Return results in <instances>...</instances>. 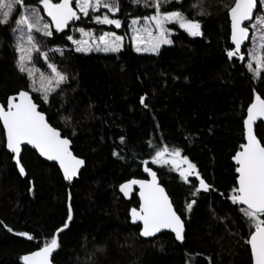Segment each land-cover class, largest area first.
I'll list each match as a JSON object with an SVG mask.
<instances>
[{"label": "trees", "instance_id": "1", "mask_svg": "<svg viewBox=\"0 0 264 264\" xmlns=\"http://www.w3.org/2000/svg\"><path fill=\"white\" fill-rule=\"evenodd\" d=\"M196 2L173 1L165 8L195 16L204 35L193 38L172 26V45L155 56L138 54L131 46L116 54L68 50L70 28L42 37L41 51H63L49 52V60L69 76L49 103L28 88V79L16 67L12 31L0 26V104L6 106L7 98L20 90L30 91L48 122L71 140L74 155L86 163L80 178L67 183L56 165L24 148L22 179L4 146L0 122V264H23L20 258L43 246L66 221L69 204L73 221L59 236L53 264H252L245 243L248 222L228 197L236 186L233 156L245 142L246 110L254 100L253 89L264 98V82L253 79L247 59L226 56L233 46L225 6L232 0H199L208 13L203 16L192 7ZM147 10L121 0L120 17H142ZM94 25L82 18L74 26L87 30ZM141 96H146L147 108L140 104ZM256 132L264 137V123ZM165 146L180 149L212 189L193 196L196 177L185 183L170 168L152 165L155 152ZM144 161L185 223L180 244L170 234L144 240L140 226L130 223L129 213L139 200L136 192L125 200L119 187L147 178ZM193 199L189 212L186 204ZM17 232L35 239L28 241Z\"/></svg>", "mask_w": 264, "mask_h": 264}, {"label": "snow or ice", "instance_id": "2", "mask_svg": "<svg viewBox=\"0 0 264 264\" xmlns=\"http://www.w3.org/2000/svg\"><path fill=\"white\" fill-rule=\"evenodd\" d=\"M130 2L135 6L154 9V14L133 18L129 25L132 32L131 40L138 53L159 54L162 45H171L173 41L169 37L172 33L168 25H178L179 29L193 38L204 35L202 23L195 16L189 17L179 9L168 10L164 7L172 4L173 0H130ZM175 2L181 3L182 0ZM38 5L39 8L29 5L27 0H0V26L18 33L14 43V51L17 54L16 67L19 73L28 79V88L32 92L40 93L39 99L49 103L52 93L66 84L69 76L49 60V52H59L63 55V51L49 49L48 52H41L42 41L36 34L50 38L55 33H64L71 23L81 20L82 17H88L98 25H114L119 29L122 27V21L113 17L121 11V0H38ZM192 7L200 16L208 14L203 10V4L199 0ZM225 7L230 18L231 45H234L226 51L227 58L229 60L236 58L240 61L246 59L242 54V48L251 38L250 24L251 29L258 30L260 35L257 47L247 53L246 67L254 80L264 82V0H232V3ZM101 9L106 10L105 14H96ZM41 10L49 18L48 20L40 14ZM108 13L112 16L110 17ZM141 20L144 24L136 27ZM75 31L83 36H92V33L83 27ZM67 40L72 42L75 46L74 51L78 53L87 54L92 51L119 53L123 47L124 37L114 31L105 32L99 36L94 46L89 40H76L72 35H67ZM37 56H42L47 63L49 74L46 75L36 67ZM253 92L254 100L247 107V115L243 120L246 142L240 145V150L233 156L236 164L235 172L238 174L236 186L231 189L228 198L248 222L250 233L245 243L250 246L252 264H264V142H262L264 137L258 138V133L254 131V125L259 127L264 123V98L255 89ZM140 104L145 108L148 107L146 96L140 97ZM0 122L6 137L4 146L13 154L21 176L26 175L22 164V151L29 145L37 150L40 156L58 162L66 181L71 183L78 176L85 161L73 155L70 149L71 140L63 137L61 132L48 122L30 91L20 90L7 98L6 106L0 104ZM120 140L121 143L125 142L123 136ZM113 155L119 154L114 152ZM151 162L171 165L179 171L185 183H189V177L195 175L199 185H193V196L201 192L207 193L212 189V185L201 177L197 166L187 156H181V150L178 148L170 151L165 146L157 150ZM143 163L144 171L151 180L132 179L120 185V191L125 196L129 195L134 185H139L140 205L139 209H131L132 222H142L143 227L139 233L142 237H154L162 230L168 229L175 234V239L182 243L185 240L184 221L174 209L165 188L161 186L157 173L147 166L148 161ZM70 199L71 195H69ZM194 204H196L195 199L187 203V211L190 212ZM72 221V207L69 204L66 221L56 229L50 240L38 247V250L23 255L20 258L23 264H53V253L61 247L59 236L70 228ZM2 223L0 221V224ZM7 231L13 232V229L8 227ZM15 235L25 237L28 241L35 239L28 232H17Z\"/></svg>", "mask_w": 264, "mask_h": 264}, {"label": "rangeland", "instance_id": "3", "mask_svg": "<svg viewBox=\"0 0 264 264\" xmlns=\"http://www.w3.org/2000/svg\"><path fill=\"white\" fill-rule=\"evenodd\" d=\"M173 1H175V0H173ZM35 6H37L38 8H39V5H38V0H36V2H35V4H34ZM135 6V5H134ZM141 8H143V9H148L147 10V14L148 15H151V14H154V9L153 8H144L143 6H140ZM164 7H166V5L164 6ZM203 10H204V7H203ZM21 11H23V9L21 8ZM105 12H106V10L105 9H101L100 10V12L99 13H96V14H99V15H103V14H105ZM124 12H126V13H128V14H130L131 12L129 11V10H126V11H124ZM121 11L120 12H118V13H116L115 14V16L113 17V18H117V19H120L121 21H122V27L121 28H119V29H117V28H115V26L114 25H98V24H96V25H94V26H96V27H92V28H90V29H85L86 31H90L91 33H92V36L91 37H87V36H83L81 33H79L78 31H75V29H78L77 27H75L74 25L76 24V23H73L72 25H70L69 26V28L71 29V35L74 37V39H76V40H81V39H87V40H89V43L90 44H93V46H94V44H95V42H98V38H99V36H101V35H103L105 32H111V31H114V32H116V34L117 35H120V36H123L124 37V40H123V47H122V49L121 50H123L124 49V47L125 46H131L132 48H133V50L135 51V47H134V45H133V43H132V40H131V36H132V32H131V30H130V28H129V25H130V23H131V20L133 19V18H130V19H127V20H123V18H121L120 17V15H121ZM42 16H44V18H45V20H47L46 19V14L45 13H43V11L41 10V13H40ZM90 15H91V13H90ZM108 15L111 17L112 16V14L111 13H108ZM82 18H87V19H89V21H92L90 18H88V17H82ZM126 21H127V23H126ZM144 24V21L143 20H141L140 21V24H138L136 27H141L142 25ZM14 26V25H13ZM172 26H177V27H179L178 25H168V27L170 28V30H171V35H170V39L172 38V36H173V33H174V30H173V27ZM3 27V26H2ZM251 27V26H250ZM68 28V29H69ZM7 30V29H6ZM67 30V29H66ZM182 30V29H181ZM251 30V29H250ZM251 32H252V37H251V40H250V46L248 45L247 47H246V49H248L247 50V52H246V59H247V53L251 50V49H253V48H255V47H257V45H258V43H259V40H258V37H259V35H260V33H259V31L258 30H251ZM18 35V33H13L12 32V42H13V45H14V43H15V36H17ZM37 35V38L39 39V40H41L42 41V43H41V49H43L44 47V44H45V41H44V39L42 38V36L40 35V34H36ZM70 43H68L67 42V44L65 43V41H64V43H65V45H66V49H68V50H74V48H75V46L72 44V42L71 41H69ZM69 44V45H68ZM172 45V44H171ZM171 45H162L161 46V48H160V50L163 48V47H169V46H171ZM244 51L245 50H243V52H242V54H244ZM41 52H48L47 51V49L46 50H43V51H41ZM136 52V51H135ZM160 52V51H159ZM91 53H105V52H97V51H92V52H90V53H87V54H91ZM136 53H138V52H136ZM83 54H85V53H83ZM114 54H116V53H114ZM138 54H144V55H157V54H151V53H138ZM245 55V54H244ZM35 65H36V67L37 68H39L42 72H44L46 75L47 74H49L50 73V69H46V67H45V65H44V61L42 60V58L41 57H39V56H37V58H36V61H35ZM42 66H44V69H42ZM48 72V73H47ZM58 90V89H57ZM31 91V90H30ZM31 93V92H30ZM33 93H35V94H39L40 95V93H38V92H33ZM55 93V92H54ZM53 94V93H52ZM170 151L172 150V149H169ZM181 156H182V154H181ZM167 158H169L170 159V157H167ZM152 165H155V166H160V167H168V168H170L171 170H173L174 172H176V173H178L179 174V171L178 170H176V169H174L171 165H160V164H152ZM191 177H195V175H193V176H190L189 177V179L191 178Z\"/></svg>", "mask_w": 264, "mask_h": 264}, {"label": "water", "instance_id": "4", "mask_svg": "<svg viewBox=\"0 0 264 264\" xmlns=\"http://www.w3.org/2000/svg\"><path fill=\"white\" fill-rule=\"evenodd\" d=\"M46 18L47 19H49L47 16H46ZM230 19V18H229ZM77 22H79V21H75V22H73V23H77ZM73 23H71L70 25H72ZM248 22H246V24H247ZM249 27H250V24H249ZM250 37H252V33H251V31H250ZM231 39V38H230ZM250 40H251V38H250ZM250 40L249 41H247L246 43H245V45L243 46V48H242V52H243V49H244V47L247 45V44H249V42H250ZM233 47H234V45H232ZM243 62V61H242ZM31 94V93H30ZM32 95V94H31ZM34 99V98H33ZM40 110H41V107H40ZM46 118H47V116H46ZM48 119V118H47ZM1 124H2V122H1ZM2 127H3V125H2ZM256 125H254V131H256ZM61 135H62V133H61ZM63 136V135H62ZM5 139H6V137H5ZM24 148H29L31 151H34V152H36L37 154H38V156L44 161V162H46V163H49V164H54V165H57L58 166V168L60 169V167H59V164H58V162H56V161H49V160H47L45 157H42V156H40L39 155V152L37 151V150H35V149H33L30 145L29 146H25ZM70 149H71V151H72V142H71V145H70ZM7 150V149H6ZM9 152V151H8ZM73 152V151H72ZM10 153V152H9ZM22 153H23V151H22ZM13 155V154H12ZM73 155H74V153H73ZM14 162V164H16L15 163V160L13 161ZM234 164H235V161H234ZM85 165H86V163H84V165L81 167V169H80V171H79V173H78V176L77 177H75L74 179H73V181L72 182H74V181H76V180H78L79 178H80V175H81V173H82V171L85 169ZM236 165V164H235ZM60 171H61V173H62V176H63V171H62V169H60ZM146 174L148 175V173L146 172ZM236 175H238L237 173H236ZM23 177H25V176H23ZM148 177H149V180H151V177L148 175ZM65 180V179H64ZM66 181V180H65ZM67 183H70L69 181H66ZM71 182V183H72ZM135 189H138L139 190V185H134L133 186V188H132V190L130 191V193H129V195L128 196H125L124 195V193H122L121 191H120V195L125 199V200H129L130 199V197L132 196V194H133V192H134V190ZM139 200H140V195H139ZM140 203V202H139ZM174 207V206H173ZM137 209H139V208H137ZM175 209V208H174ZM178 214V213H177ZM179 215V214H178ZM183 220V219H182ZM130 222H131V225L132 226H140V228H141V230H142V227H143V225H142V222H140V221H137L136 223H133L132 222V218H131V211H130ZM184 227H185V223H184ZM185 233H186V227H185ZM163 234H170V235H173L174 237H175V234L173 233V232H171V230H168V229H164V230H162L160 233H157L156 234V236H154V237H148V238H145V237H142L141 236V238L142 239H144V240H154V239H156L157 237H159V236H161V235H163ZM179 244L181 243L180 241H177ZM56 254V252L55 253H53V258H54V255Z\"/></svg>", "mask_w": 264, "mask_h": 264}, {"label": "bare ground", "instance_id": "5", "mask_svg": "<svg viewBox=\"0 0 264 264\" xmlns=\"http://www.w3.org/2000/svg\"><path fill=\"white\" fill-rule=\"evenodd\" d=\"M47 19V18H46ZM48 20V19H47ZM230 42H231V39H230ZM248 46V44L244 47V49L246 48ZM243 49V50H244ZM2 125V124H1ZM3 128V127H2ZM246 142V141H245ZM6 148V147H5ZM7 152H8V150H7ZM34 152V151H33ZM9 153V152H8ZM36 153V152H35ZM12 157H13V155L11 154V153H9ZM37 154V153H36ZM38 155V154H37ZM13 161H14V159H13ZM12 161V162H13ZM13 164H14V162H13ZM15 166H16V164H14ZM54 165V164H53ZM57 166V165H56ZM17 167V166H16ZM58 167V166H57ZM17 170H18V167H17ZM60 170V169H59ZM152 171H154V170H152ZM61 172V171H60ZM145 172V171H144ZM18 173H19V170H18ZM62 174V173H61ZM145 174H146V172H145ZM21 176V175H20ZM146 179H144V180H149V177H148V175L146 174ZM21 178L22 179H25L26 178V175H25V177H23V176H21ZM158 178V177H157ZM159 180V179H158ZM126 183V182H125ZM124 184V183H123ZM162 186V185H161ZM163 187V186H162ZM166 191V190H165ZM134 192H136V195H137V197H138V200H139V190L138 189H135L134 190ZM134 192H133V194H134ZM119 194H120V187H119ZM132 194V195H133ZM131 198V197H130ZM170 198V197H169ZM171 200V199H170ZM139 202H140V200H139ZM139 205H140V203H139ZM139 208V207H138ZM129 217H130V213H129ZM131 223V222H130ZM140 231H141V228H140ZM141 237V236H140ZM250 247V246H249Z\"/></svg>", "mask_w": 264, "mask_h": 264}]
</instances>
